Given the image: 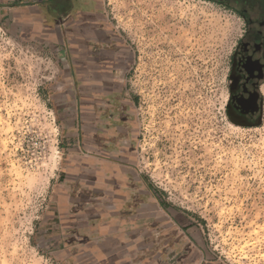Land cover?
Returning a JSON list of instances; mask_svg holds the SVG:
<instances>
[{
	"label": "rangeland",
	"instance_id": "374dc122",
	"mask_svg": "<svg viewBox=\"0 0 264 264\" xmlns=\"http://www.w3.org/2000/svg\"><path fill=\"white\" fill-rule=\"evenodd\" d=\"M100 7L134 55L124 88L148 179L189 216L213 257L264 264V108L252 127L227 112L243 18L210 0ZM61 27L56 37L22 34L0 17V264H74L54 218L77 118L66 110L81 86L75 26Z\"/></svg>",
	"mask_w": 264,
	"mask_h": 264
},
{
	"label": "crops",
	"instance_id": "0c3cea01",
	"mask_svg": "<svg viewBox=\"0 0 264 264\" xmlns=\"http://www.w3.org/2000/svg\"><path fill=\"white\" fill-rule=\"evenodd\" d=\"M100 6L102 0H0L1 19L17 33L56 37L54 29L75 26L69 34L81 86L72 93L76 106L66 110L77 118L69 123L54 205L63 252L74 264H225L141 168L135 109L124 88L134 55Z\"/></svg>",
	"mask_w": 264,
	"mask_h": 264
},
{
	"label": "flooded vegetation",
	"instance_id": "af4514ba",
	"mask_svg": "<svg viewBox=\"0 0 264 264\" xmlns=\"http://www.w3.org/2000/svg\"><path fill=\"white\" fill-rule=\"evenodd\" d=\"M234 8L245 33L233 58L227 112L240 127H252L264 108V0H210Z\"/></svg>",
	"mask_w": 264,
	"mask_h": 264
},
{
	"label": "trees",
	"instance_id": "16d2710c",
	"mask_svg": "<svg viewBox=\"0 0 264 264\" xmlns=\"http://www.w3.org/2000/svg\"><path fill=\"white\" fill-rule=\"evenodd\" d=\"M57 20V19H56Z\"/></svg>",
	"mask_w": 264,
	"mask_h": 264
}]
</instances>
